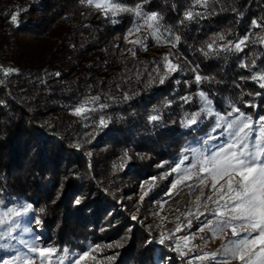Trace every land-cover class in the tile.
<instances>
[{
  "label": "trees",
  "instance_id": "trees-1",
  "mask_svg": "<svg viewBox=\"0 0 264 264\" xmlns=\"http://www.w3.org/2000/svg\"><path fill=\"white\" fill-rule=\"evenodd\" d=\"M118 1L158 14L180 37L177 62L168 57L175 71L151 39L128 42V20L113 23L81 0H0V194L29 201L54 245L92 241L110 264H181L171 245L151 242L158 195L141 199L138 186L208 129L183 124L199 90L223 112L228 101L264 117V81L254 79L264 75V0ZM197 72L208 79L197 84ZM95 97L92 110L73 114Z\"/></svg>",
  "mask_w": 264,
  "mask_h": 264
},
{
  "label": "rangeland",
  "instance_id": "rangeland-1",
  "mask_svg": "<svg viewBox=\"0 0 264 264\" xmlns=\"http://www.w3.org/2000/svg\"><path fill=\"white\" fill-rule=\"evenodd\" d=\"M98 2L100 0H94L93 5L89 6L97 9L95 3ZM112 2H117V0H112ZM118 3L124 7L135 8L123 5L119 1ZM84 4L88 6L86 2ZM141 11L145 14H150L142 8ZM108 15L115 22L128 20L130 27L127 40L147 41V39H151L162 55L171 57L173 61L177 62L178 58L174 52L175 47L169 43V41L174 40L176 35L170 27L163 25L159 21V40L153 36L152 29H148L146 26L142 27L139 32L129 35L130 30L142 24L140 18L131 12H120L116 16H112L111 13ZM257 36L264 41L263 33H258ZM205 94L212 102V108L215 112L224 115L236 108L233 104L226 101L228 112H223L217 109L211 97L207 93ZM201 107L202 102L198 95V108L195 111ZM195 111L187 113L186 116H190ZM233 115H239V113H233ZM244 116L250 117L254 122L253 127H255V121L258 117L254 118L246 114ZM214 120V116L206 117L202 113L196 125L191 127L184 126L186 131H200L206 124L209 125L205 133L188 141L176 156L160 164L159 168L161 170L157 172L156 176L142 180L138 186V196L140 198L145 196V192L147 195L151 193L158 195V200L153 204V216L156 220L159 234L158 239L151 240V242L155 246L171 245V248H169L170 255L173 258L180 259L181 264H222L224 260H228V264H241L238 259L224 256L226 246H229V241L239 239V237H233L230 230H225L223 233L214 231L216 218L204 208L208 195L212 194L213 199H216L215 194L209 191L212 180L208 178L205 180V184L199 183V178L206 176L205 173L199 172V166L191 168L189 171L190 165L195 163L199 152L207 154L215 150L219 145L226 143L227 135L221 136L219 134L223 129L218 130L216 133L212 132ZM213 136H215L214 139L212 138ZM261 141L264 143V137L261 138ZM177 167L180 168L179 173L173 171ZM178 178L180 183H177L176 187L172 188L171 185ZM221 183H224V181H221ZM201 192H203V195H201ZM198 197L199 209H197ZM0 201L3 202L0 204V237H4L0 238V258L19 255L31 258L33 264H73V261H76V264H110L111 260L104 255L101 245L92 241H85L82 246L73 248L57 246L48 242L46 235L39 227V223L35 222L38 219L29 201L4 194H0ZM25 206L28 208L27 212H24ZM213 207V203L208 201L207 209L210 210ZM8 209H17L21 212V215L18 217L6 215L5 213ZM188 212L192 214L186 215ZM208 221H212L211 229L205 226ZM10 227L12 229L11 238H6ZM201 228H203L202 231L200 230ZM241 235L246 236L247 233L242 232ZM252 235L256 236L257 233L253 231ZM161 239H163V243L159 242ZM25 241L29 245L36 244L39 247L53 249V254L49 257L41 258L38 253H31L24 247L23 242ZM178 245L179 248H177ZM249 247L251 252L246 255V259L250 257L251 264H264V247L260 245L259 241ZM85 253H87V256L84 259H79ZM201 256L205 258L199 259ZM157 264H171V262L169 260L162 263L157 260Z\"/></svg>",
  "mask_w": 264,
  "mask_h": 264
},
{
  "label": "snow or ice",
  "instance_id": "snow-or-ice-1",
  "mask_svg": "<svg viewBox=\"0 0 264 264\" xmlns=\"http://www.w3.org/2000/svg\"><path fill=\"white\" fill-rule=\"evenodd\" d=\"M81 2L93 5L94 0H81ZM95 7L97 9H102L105 15L111 13L112 16H116L120 12H131L142 20V24L130 30L129 35L139 32L142 27L146 26L148 29H152V34L157 40L160 39L158 35V14L143 13L140 5H137L135 8H129L121 6L118 0L117 2H112V0H100V2L95 3ZM197 15H199V13H197ZM184 18L189 21L192 20V11L185 12ZM11 21L13 23L17 21V14L12 15ZM113 23H115V20H113ZM181 23H183V21H181ZM253 25L255 27L261 26L255 21H253ZM179 39L180 37L176 36L174 40L169 41V43L175 47ZM217 39L222 41L224 37L220 35ZM246 40L247 35L234 45L235 50L242 51L241 45L244 44ZM128 42L131 44H141V46H143V41L141 40H129ZM214 45H216V39H213L211 43L207 44V51L203 49L201 51H204L205 55H209L215 50ZM217 47L219 46L217 45ZM227 47L231 50L233 46L228 45ZM129 51L132 50L129 49ZM133 56H135L134 51ZM163 61L165 62L168 73L175 71L178 67L172 64L167 56L163 58ZM241 66L247 67L246 65ZM193 71L195 72V69H193ZM57 75L59 74L57 73ZM164 78V76H161L159 82L163 83ZM202 79L207 80L208 78L201 77L197 72L194 76L195 82L199 84ZM254 79L264 81V75L254 77ZM259 86L264 88V83H260ZM198 95L202 102V107L190 116L184 118V126L191 127L196 125L202 113L206 117L214 116L215 120L213 121L212 132L216 133L218 130L223 129L219 134L221 136L226 134L227 140L226 143L219 145L215 150L207 154L199 152L195 163L190 165L189 171L191 168H197L199 166V172L206 174L205 177L199 178V183L205 184V180L208 178L212 180L209 191L215 194L216 199H213L212 194L208 195L204 203V208L210 211L216 218V227L214 231L223 233L225 230H230L233 237H239V239L229 241V246H226L224 256L238 259L241 264H251V258L249 257L246 259V255L251 252L249 246L259 241L260 245L264 247V159H262V157H264V143L261 141V138L264 137V117H258L255 121V127H253L254 122L250 117H245L244 114L240 112L239 108H233L227 114L222 115L213 110L212 102L203 91H200ZM97 99L98 97L90 98L74 109L73 114L82 116L86 111L92 110L88 105L94 103ZM182 99L187 103L190 101L191 97L186 96ZM233 113H239V115H233ZM150 119L155 121L158 119V116L153 115ZM99 126H106V121L101 119L99 121ZM212 138L214 139L215 136ZM120 166L123 167V165ZM173 171L179 173L180 168L177 167L173 169ZM221 181H224V183H221ZM177 183H180L179 178L171 187L175 188ZM217 185H219V187H217ZM144 194L147 195L146 192ZM201 195H203V192H201ZM142 198L143 197H141V199ZM208 201H211L214 205L210 210L207 209ZM2 203L3 202L0 201V204ZM76 203H79V201L77 200ZM199 206L198 197L197 209H199ZM27 211L28 208L25 206L24 212ZM5 214L18 217L21 215V212L17 209H8ZM191 214V212H188L186 215ZM35 222L39 223L38 220ZM205 226L211 229L212 221L206 222ZM200 230L202 231L203 228ZM11 231L12 229L10 227L6 238H11ZM253 231L257 233L256 236L252 235ZM242 232L247 233V235H241ZM159 242L163 243V239ZM23 243L24 247L27 248L29 252L38 253L41 258L51 256L54 251L50 248L39 247L36 244L29 245L26 241ZM177 248H179V245ZM86 256L87 253L79 257V259H84ZM204 258V256L199 257V259ZM0 264H33V261L31 258L16 255L14 257L0 258ZM73 264H76V261H73ZM222 264H228V260H224Z\"/></svg>",
  "mask_w": 264,
  "mask_h": 264
}]
</instances>
